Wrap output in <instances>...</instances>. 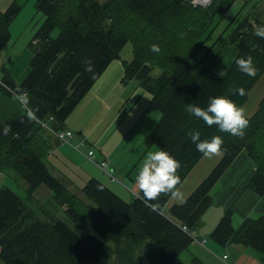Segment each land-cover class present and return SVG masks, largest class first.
<instances>
[{"label":"trees","instance_id":"16d2710c","mask_svg":"<svg viewBox=\"0 0 264 264\" xmlns=\"http://www.w3.org/2000/svg\"><path fill=\"white\" fill-rule=\"evenodd\" d=\"M236 1L211 0L202 5L194 0H37L36 13L43 21L30 43L33 56L28 72L19 80L10 72L0 78V178L20 177L28 198L46 186L79 229L43 205L31 207L12 188L0 187V260L6 264H197V259L188 263L182 254L215 204L214 187L241 152L255 165L246 189L264 197V96L257 111L246 114L248 126L242 138L221 132L216 125L209 127L184 111L186 103L206 107L208 97L218 95L243 108L264 77V38L255 36L252 27L264 24V14H256L258 0H243L241 10L219 31ZM21 9L17 0L5 11L0 9V51L11 50L10 26ZM127 43L131 58L124 59L123 82L136 79L151 93L160 118L145 142L180 162L178 188L203 157L188 131H200L202 140L223 138L220 161L183 203L167 207L171 196L162 194L150 202L154 208L146 207L139 198L142 192L127 200L97 178L71 190L46 160L54 135L66 129L68 117L106 69L122 58ZM153 44L159 46L158 53L150 50ZM205 49L202 58L194 53ZM227 54L232 55L229 63ZM248 55L258 69L255 77L242 73L234 62ZM86 61L93 63L95 78L84 70ZM156 67L161 69L157 76ZM223 68L226 75L221 77L218 71ZM233 87H243L245 95L230 92ZM17 89L27 92L31 106L39 107V123L30 122L23 106L13 99ZM5 128L10 130L5 133ZM236 209L225 207L212 239L222 246L244 245L264 252V214L246 217L235 226Z\"/></svg>","mask_w":264,"mask_h":264},{"label":"crops","instance_id":"0c3cea01","mask_svg":"<svg viewBox=\"0 0 264 264\" xmlns=\"http://www.w3.org/2000/svg\"><path fill=\"white\" fill-rule=\"evenodd\" d=\"M260 3H263L264 10V0H258L257 4ZM127 55L130 59L131 50ZM123 77L124 59L121 58L106 69L68 117L66 128L73 131V137L63 142L54 135L53 149L46 160L51 171L54 170L71 190H80L90 178H97L108 182L106 184L124 198L132 199L140 194L135 178L144 157L149 151L160 150L145 142L159 120L160 112L153 107L150 92L139 82H123ZM90 150L94 151L92 156L89 155ZM222 155L223 152L207 161L215 162ZM104 161L107 162V171L101 167ZM199 165L200 161L179 187L184 200L210 168L201 169ZM254 171L251 158L246 152H241L223 174L213 190L221 185L215 193L218 201L214 200L215 204L206 211L200 227L193 233L192 243L182 254L188 263L197 259V264H264V252L244 245L222 246L211 237L227 203L235 204L239 211L237 217L233 216L235 226L246 217L264 214V197L246 189ZM189 180L190 184H187ZM177 202L171 198L167 207Z\"/></svg>","mask_w":264,"mask_h":264},{"label":"clouds","instance_id":"9594fccd","mask_svg":"<svg viewBox=\"0 0 264 264\" xmlns=\"http://www.w3.org/2000/svg\"><path fill=\"white\" fill-rule=\"evenodd\" d=\"M252 27L255 36L264 38V24H253ZM150 50L158 53L160 48L158 45L153 44ZM223 62L225 64V61ZM234 62L245 75L249 77L257 75L258 69L255 67L251 55L235 58ZM84 70L92 78H95V67L91 61L85 62ZM218 75L224 77L226 75V68L219 70ZM230 92L240 96L245 95L243 87H233L230 89ZM13 99L23 106L27 119L30 122H40L36 115L40 109L38 106L33 107L30 105L29 96L26 91L17 89L13 93ZM184 111L202 120L207 126L216 125L219 131L229 133L234 137L242 138L248 126V119L244 108L237 106L228 96H209L206 107H201L193 102L186 103ZM9 130L5 128L4 132L7 133ZM187 136L195 144L196 150L203 153L206 158L222 154L224 141L221 136L215 135L211 139L202 140L201 133L198 130H189ZM180 167V162L164 149L147 152L135 178L136 187L143 193V196L139 198L144 202L146 207L154 208L155 205L150 204V202L158 200L162 194L170 195L171 198L177 200L179 203L184 202L183 192L177 187L180 184V177L177 174Z\"/></svg>","mask_w":264,"mask_h":264},{"label":"rangeland","instance_id":"374dc122","mask_svg":"<svg viewBox=\"0 0 264 264\" xmlns=\"http://www.w3.org/2000/svg\"><path fill=\"white\" fill-rule=\"evenodd\" d=\"M14 0H0V9L2 11H5L9 5ZM21 5L22 9L18 16L12 21L10 26V32H11V38H10V48L7 52L0 51V78L4 75L6 72H10L12 77H17L22 79L26 73L28 72L29 63L33 56V51L30 48V43L32 42L38 28L40 27V24L43 21V17L40 14H37L36 12V2L37 0H17ZM102 2H105L107 0H101ZM125 2L127 0H124ZM243 0H237L234 3V6L232 7V12L227 14L228 16L226 19L221 22L219 31L223 29L225 25H227L231 18L234 16L235 13L239 12L245 2L242 3ZM263 3H260L258 7L256 8V14H264ZM264 17V16H263ZM217 35H215L216 37ZM213 41V40H211ZM128 50H131L130 43H127L126 46L123 48L121 52L122 59H127ZM195 55L198 58H202L205 53L206 49L202 51H194ZM229 53V52H228ZM231 54L226 55V62L229 63L231 61ZM6 68V69H5ZM161 73V69L156 67L154 69L153 75L157 76ZM13 77V78H14ZM132 81L138 82L136 79H133ZM264 96V79L261 78L260 81L252 88V90L249 93V100L247 104L243 106L245 110V114H248L251 116L254 114L259 106L260 100ZM133 102V101H132ZM53 148L50 149L52 151ZM50 154V153H49ZM222 157V156H221ZM221 157L216 160L215 162L207 161L205 156H203L200 160V168L203 169L206 167L208 171L206 172L205 176L208 175V173L215 167V165L219 162ZM213 158V157H212ZM200 169V170H201ZM53 173L55 174L54 170ZM8 177L3 176L0 178V187L8 186L12 188L16 193H18L22 198H24L25 201L29 203V205L33 208H37L39 205H43L47 209H51L58 217L68 220L71 225L78 230V226L74 224V222L68 218L66 213L63 211V209L58 205L50 193L49 188L46 186H41L40 189H38L36 193V197H27L26 193V187L24 185V181L18 177L17 175H7ZM204 176V177H205ZM108 181H110V178L107 177ZM109 184L108 182H105ZM187 184H190V180ZM221 188V185H218L215 189V191H212V196L214 197L215 201H218V198L216 196V191ZM214 190V189H213ZM127 200H130L128 196L125 198ZM235 204L233 203H227V208L233 207ZM211 207V206H210ZM209 207V208H210ZM239 214L238 210H235V216L237 217ZM189 253L186 251V254ZM0 264H6L2 260H0Z\"/></svg>","mask_w":264,"mask_h":264},{"label":"built area","instance_id":"2783aa9c","mask_svg":"<svg viewBox=\"0 0 264 264\" xmlns=\"http://www.w3.org/2000/svg\"><path fill=\"white\" fill-rule=\"evenodd\" d=\"M73 134H74V133H73L72 130L66 128V129H64V130L59 131L56 135H57V137H58L61 141L66 142V141H69V140L73 137ZM93 153H94L93 150H90V151H89V155H90V156H92ZM101 167H102L105 171H107V162H106V161L101 162ZM184 229H186L185 226H184Z\"/></svg>","mask_w":264,"mask_h":264},{"label":"water","instance_id":"95a60500","mask_svg":"<svg viewBox=\"0 0 264 264\" xmlns=\"http://www.w3.org/2000/svg\"><path fill=\"white\" fill-rule=\"evenodd\" d=\"M211 0H197L195 1L197 4H208Z\"/></svg>","mask_w":264,"mask_h":264}]
</instances>
